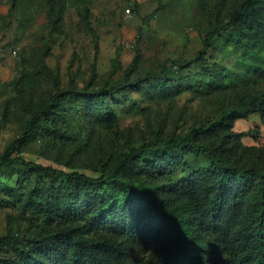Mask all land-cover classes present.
Returning <instances> with one entry per match:
<instances>
[{
  "label": "rangeland",
  "instance_id": "374dc122",
  "mask_svg": "<svg viewBox=\"0 0 264 264\" xmlns=\"http://www.w3.org/2000/svg\"><path fill=\"white\" fill-rule=\"evenodd\" d=\"M245 1L0 0V157L94 178L152 139L191 135L221 158L264 169L259 113L196 134L229 110L264 107V0L204 50L208 31ZM160 75L164 88L155 80ZM56 90H101L105 104L93 102L77 120L58 123L64 139L47 131L25 138L27 123ZM181 157L190 168L206 163L185 151ZM131 170L125 165L118 173L147 180ZM5 173L0 186L12 190L0 189V236L9 228L23 238L51 231L18 204L33 177ZM39 180L43 188L56 185ZM145 255L156 258L150 247Z\"/></svg>",
  "mask_w": 264,
  "mask_h": 264
},
{
  "label": "trees",
  "instance_id": "16d2710c",
  "mask_svg": "<svg viewBox=\"0 0 264 264\" xmlns=\"http://www.w3.org/2000/svg\"><path fill=\"white\" fill-rule=\"evenodd\" d=\"M261 3L240 4L208 31L204 50L211 38L229 34L235 21L252 17ZM111 64L116 71L117 58ZM155 80L165 87L164 75ZM93 102L105 104L101 90H56L27 123L24 137L47 131L66 138L58 123L77 120ZM253 112L264 122V107L232 109L196 134L228 128ZM183 151L206 163L190 168ZM125 165L147 180L121 176L118 168ZM9 170L17 178L33 177L18 204L41 217L51 231L23 238L9 228L0 236V264H264V169L243 167L239 158H221L191 135L152 139L120 154L113 167L94 178L21 157H0V177ZM41 177L56 185L43 188ZM3 188L12 190L7 182ZM148 247L156 253L154 260L146 259Z\"/></svg>",
  "mask_w": 264,
  "mask_h": 264
}]
</instances>
